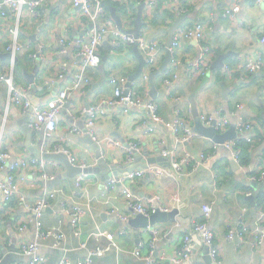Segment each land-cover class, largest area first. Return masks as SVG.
Wrapping results in <instances>:
<instances>
[{"label": "crops", "instance_id": "1", "mask_svg": "<svg viewBox=\"0 0 264 264\" xmlns=\"http://www.w3.org/2000/svg\"><path fill=\"white\" fill-rule=\"evenodd\" d=\"M101 1L105 8V17L101 18V23L107 20L115 22V13L123 22L125 30H134L136 19L141 13L144 23L141 35L148 41H156L161 45L155 68L148 70L144 66L142 75L134 80L138 83L134 86L139 96L144 101L157 103L165 121L181 119L193 132L196 114L212 115L221 111L227 115L231 124L220 134L229 132L240 115L257 122L259 131L251 141L248 152L244 151L248 144L243 149L244 158L249 161L247 164L240 162L239 165H234L232 152L217 137L208 138L198 133L190 142L180 143L177 140L178 134L173 129L163 124L155 126L146 108H132L127 112L123 106L112 104L115 97L111 78L126 76L130 79L145 57L136 46L122 51L115 48L111 39L107 38L98 49L100 65L95 69L87 67L88 76L92 79L91 85L87 84L80 90L73 91L66 108L59 114L56 132L49 140L51 153H62L55 151L60 146L69 152L67 155L70 160L74 158L75 166L85 170L82 175L86 190L85 202L91 204L81 219L83 234L75 236L68 218L59 212L64 203L74 201L72 197L77 189L76 181L81 176L68 177L65 166L54 161L58 164L57 168L48 167V170L55 174V179L45 181L39 168L28 165L18 171L17 181L30 204L33 205L47 191L63 192L62 195L59 193L57 200L43 213L41 221L44 228L60 227L66 234V240L63 247L57 249L53 246V240L40 237L31 220L33 214L22 204L6 200L0 191V264L4 261H7L6 264H30V257L19 253V247L30 242L40 244L38 254L46 258L45 264H60L64 258L69 259L72 264H144L133 255L144 238V229L130 227L124 234V223L116 214L108 212L115 209L128 213L131 218L136 216L126 207L121 195L127 188L141 197L158 196L157 205L167 208L168 212H179L174 222L155 225L162 233L156 244L159 254L166 252L170 256L176 247L181 246L191 225L204 219L203 206L212 204L210 225L214 229L220 264H264V242L254 246L252 235L241 245L231 244L226 240L229 227L240 223L253 227L259 212L264 210V207L257 205L259 195L264 192L258 191L259 183L251 180L256 171L264 167V124L261 121H264V68L253 75L246 72L227 74L223 71L225 65L243 64L248 57L264 58V43L261 41L264 6L257 5L255 0H189L188 14H178L171 19L162 18L157 24L149 25L148 19L160 8L170 11L167 6L173 4L174 0H154L156 4L153 5L144 0ZM238 1L241 3V11L234 22L225 16V10ZM40 11V18L31 17L26 8L23 12L20 40L26 49L18 56L14 67L7 46L11 40L9 30L16 25L17 17L10 11L5 18L0 17V75L10 74L14 68L16 84L31 86L30 100L34 107L44 106L61 90L73 84V73L83 62L77 55L74 42L86 37L89 28L87 18L72 4V0H46ZM195 23L206 27L201 36L204 43L214 51L210 68L201 77L190 73L188 68L196 62L199 48L195 40L182 42L176 50L181 63L176 70L178 77L169 86L166 80L168 77L173 78L170 62L163 68L168 57L169 40L180 29L192 27ZM176 24L177 29L174 31ZM62 40L65 42L62 43ZM40 46V59L33 58L32 55L39 54ZM63 68H66V76L60 79L59 73L64 71ZM30 75H35L34 84L29 82ZM8 95L7 84L0 82V113L7 116L5 128L0 133V151L10 154V165L23 158H38L33 153L35 151L45 153V136L44 133L35 134L29 130L28 110L15 105L7 107ZM89 106H102L105 112L95 129L96 140L70 132L73 127L86 129L83 110ZM150 126H154L153 131L149 130ZM238 138L248 139V134L237 131V136L226 139V142ZM132 141L139 144L136 159L140 165L160 155L159 150L163 148L176 150L178 159L189 153L199 161L206 154L208 160L191 162L181 170L173 165L169 168L153 163L151 166L164 171L163 176L146 173L126 179L129 175L123 169L130 162L127 150L123 147ZM216 144L219 145L217 148L214 147ZM135 155L133 154V161ZM118 166L121 168L119 171L115 169ZM111 173L117 179L122 178V182L115 184L113 190L107 187L111 178L107 177ZM7 174L6 170L0 168V182L6 180ZM255 192L257 193L252 202L249 198ZM100 231L114 234L119 249L102 257L91 256V251L96 247L110 243L106 237L97 235ZM83 243H86L87 249L82 247ZM200 260L201 245L197 242L194 256L183 264H198ZM164 264L171 263L167 260Z\"/></svg>", "mask_w": 264, "mask_h": 264}, {"label": "built area", "instance_id": "2", "mask_svg": "<svg viewBox=\"0 0 264 264\" xmlns=\"http://www.w3.org/2000/svg\"><path fill=\"white\" fill-rule=\"evenodd\" d=\"M146 2L156 4L154 0H144ZM46 0H0V17L5 18L7 12L14 13L17 17V23L15 26L10 28L9 33L11 40L7 46V52L11 54V62L14 67L17 63L18 56L25 52V47L20 40V21L23 16L25 8L33 18H40L43 4ZM188 2L189 0H174L173 4L167 6L171 12L176 15L188 14ZM259 6H264V0H255ZM72 4L82 11V14L87 18L89 28L86 37H81L75 40L74 46L77 51V55L82 59V64L79 65L77 70L74 71L73 84L61 90L51 100L47 101L44 106H33L31 102V86H19L14 81V68H12L10 74H1L0 82L6 83L9 89V95L7 99V107L11 105L22 106L25 110H28V128L35 134L44 133L45 142L43 150L47 153L50 152L49 140L52 139L53 134L56 132L58 125L59 114L64 108H66L69 99L72 96L73 91L80 90L87 84L91 85L92 79L88 76V69H95L101 63V57L98 54V49L104 44L107 38L111 39L112 45L121 49L122 51L128 50L133 46H136L141 50L145 57V66L148 70L155 68L158 63V52L161 45L156 41H148L143 35L135 37L133 34L123 32L118 28L114 21H105L101 23V18L105 17V8L101 0H72ZM187 6V8H186ZM8 10V11H7ZM241 11V3L239 1L225 10V16L234 22L237 20V15ZM205 26L200 23H195L192 27L180 29L177 35L174 37L171 46L168 47V51L171 54V75L173 78L168 77L166 83L169 86L174 84V80L177 79L178 75L176 70L181 65L176 50L179 49L182 42L195 40L199 54L196 62L192 63L188 70L190 73L196 76H204L211 65V58L214 55L212 47L204 43V38L201 36V32L205 30ZM261 41L264 43V28L261 31ZM62 43L65 40L61 41ZM42 55V46L39 47V54L32 55L33 58H39ZM65 67V65H64ZM264 68V58L248 57L243 64H232L225 65L223 71L227 74L232 72H246L248 74H256L262 71ZM63 72L59 73V78L64 79L66 76V68H63ZM148 79L147 75H144ZM114 86V101L112 104H118L125 108V111L132 108H146L151 115L152 122L156 125L163 124L167 128L173 129L178 135L177 140L180 143L190 142L198 133L191 131L187 128L181 119H176L173 122L165 121L159 112V106L153 101H144L137 92V88L133 81L131 87L129 84V78L126 76H114L110 80ZM132 85L134 86L132 88ZM9 108L6 109L8 112ZM6 112V113H7ZM105 114L102 106H89L83 110V115L86 118V129H79L73 127L70 132L77 134L81 137H90L94 140L97 139L95 129L99 123L100 118ZM7 116H3L0 113V133L3 132L7 123ZM199 119L206 127H213L219 133L225 131L231 124L230 118L221 111H217L214 114L199 116ZM235 130L239 133L248 134V141H252V137L257 127V122L247 120L244 115H240L236 119ZM154 126H150L149 130L153 131ZM116 146H119L118 142H115ZM218 144L214 146L217 148ZM232 152L233 160L240 163V149L237 148V139L227 141L222 144ZM1 146V142H0ZM120 147H123L120 145ZM128 153V162L132 160L134 152H139L140 147L137 142H130L126 147ZM56 152H64L68 154L66 150L60 146L55 148ZM160 155L170 160L171 166L173 165L176 169L181 170L184 165H188L191 162L198 161L203 162L208 160L206 154L201 156L200 161L196 160L194 156L187 153L183 158L178 159L176 156V150L163 148L160 150ZM10 154L5 151H0V168L8 172L6 180L0 182V191L6 198L11 202L22 204L28 211L33 215L31 217L32 222L35 224L38 235L44 239L53 240V246L57 249L63 247L66 240V234L60 227L53 226L44 228L41 218L43 213L51 206L52 202L56 201L59 193L62 195V191L50 190L45 195L41 196L32 205L29 203L28 198L23 194L18 181L17 173L21 168H25L28 165L39 168L42 171V177L45 181L54 180L55 174L48 170V167L57 168L58 164L54 161H46L41 158H31L30 160L23 158L20 161L13 162L9 165ZM71 162H74L72 158ZM171 166L169 168H171ZM146 173H152L157 176H163L164 171L159 168L151 166L146 170H139L132 173L128 178L135 176H143ZM84 176H81L76 181V190L73 202L64 203L60 209V214L66 216L74 229V235L80 237L83 232L81 229V219L85 213L86 208L90 207V202H85L86 190L83 186ZM251 180L264 185V167H260L256 173L251 177ZM122 182V178L117 179L114 176L110 178L108 189L113 190L114 185ZM122 197L125 200L126 207L132 211L133 216L142 214L145 216H151L158 210L162 212H168L169 210L163 206L156 204L158 196L155 197H141L131 188L124 189L122 191ZM84 200V202H80ZM110 214H116L121 221L124 223L122 233H127L129 227L127 223L131 219L128 213H121L118 210L108 211ZM213 212L212 204H205L203 206V220L201 222H195L188 229L182 239V245L176 247L172 254L168 256L166 252L156 251V244L160 238L161 230L155 225L149 226L144 229V238L139 243L138 247L133 251V255L139 260H142L144 264H164L165 261H169L171 264H183L185 261L190 260L195 253L196 243L200 242L202 260L198 264H220L219 262V250L215 244V233L214 229L210 225V218ZM264 210L259 212L256 224L250 227L244 223H240L237 226H231L228 228L226 240L228 243L241 245L245 243L247 237L252 235L254 237L253 245H261L264 242ZM99 237H106L110 243L105 246H98L95 250L91 251V256L102 257L112 250H118L119 246L115 242L114 234L110 232H98ZM179 244V243H177ZM84 249H87L86 243L82 244ZM40 244L37 242H30L22 244L19 247V253L30 257V264H45L46 258L38 254ZM60 264H72L67 258L61 260Z\"/></svg>", "mask_w": 264, "mask_h": 264}, {"label": "water", "instance_id": "3", "mask_svg": "<svg viewBox=\"0 0 264 264\" xmlns=\"http://www.w3.org/2000/svg\"><path fill=\"white\" fill-rule=\"evenodd\" d=\"M113 16H114L113 18H114V20H115V22H116V24L120 30H122L123 32H126V33L133 34L135 37L140 36L141 29L144 26V23L142 22L141 13L138 15V17L136 19V28L134 30H125L123 28V22L120 20V18L115 13H113ZM173 29H174V31L177 29V24ZM173 36H174V33H173ZM173 39H174V37H172L169 40L168 47L171 46ZM9 55L11 56V54H9ZM170 58H171V54H170V52H168L167 61L165 62L163 68L167 67V65L170 62ZM39 62H41V61H39ZM144 66H145V60L142 58L140 66H139L136 74L131 76L129 79L128 85L130 87H131L132 82L135 79H137L140 75H142ZM34 77H35V75L28 76L29 82L31 84H34V79H33ZM196 118H197V120H196L195 132L203 134L204 136H206L208 138H216L217 137L221 140L222 143H224V142H226V139L235 138L237 136V133H236L234 126H232L230 128L229 132L220 134L217 130H215V128L204 126L203 123L201 122V120L199 119V114H196ZM230 134H232L233 136L231 137ZM33 153L38 158L49 160V161H57V162H60L61 164H63L65 166L66 170H68V172L66 174L68 177L78 178L79 176H82L85 172L83 167L75 166L71 162V160L69 159V156L63 152L62 153H47V152L44 153L43 151L38 150V151H35ZM134 154H136L134 156L135 157L134 161L133 160H132V162L129 161L130 163H128V166H126V168L123 169L125 171L124 173H126V175H130V174L135 173L136 171H139V170L149 169L151 167V164H153V163L162 164V165H165L167 167L171 166L170 160L165 159L160 155H158L157 157L150 158V159H148L147 163L140 165V163L136 159V156L139 153L134 152ZM159 154H160V150H159ZM132 157H133V155H132ZM233 164L239 165V163L236 161H234ZM115 169L119 171V169H121V168L118 166ZM114 176H116V175H114ZM109 177H113V173H111L110 176L107 177V179ZM107 179L106 178L104 179L105 183H106ZM258 191L264 192V185L258 184ZM256 193L257 192H255L253 194V196L249 198L252 202L254 200ZM178 214H179L178 210H173L171 212H162V211L158 210L156 213H154L151 216H145L142 214H138L134 218H131L126 225L129 228L133 227L136 229H145L149 226H153V225L160 224V223H165L168 221L174 222L176 220V216ZM65 255L68 256L67 252H65ZM9 259L10 258H8V260ZM6 262L7 261L1 262V264H6Z\"/></svg>", "mask_w": 264, "mask_h": 264}, {"label": "trees", "instance_id": "4", "mask_svg": "<svg viewBox=\"0 0 264 264\" xmlns=\"http://www.w3.org/2000/svg\"><path fill=\"white\" fill-rule=\"evenodd\" d=\"M186 8H187V6H186ZM160 9L161 10H158L151 19H148V23L147 24H149V25L150 24L155 25L162 18L171 19V17H175L176 16V14L174 12H170V11L164 10L162 8H160ZM14 81H15V79H14ZM261 121L264 124V121L263 120H261ZM259 128H260V126H259V124H257V127L255 128V131H254V134H253V137H252V141L255 138L256 133L259 131ZM259 136H260V134L258 135V137ZM250 143L251 142H249L247 138H238L237 139V148L240 149V153H241L240 154V162L242 164H245V163L247 164V161H249V160H247V158H244L245 155H244L243 149H244V145H247L248 144V146L244 149V151L247 153L248 150H249L248 147H249ZM257 205L258 206H261V207H264V193H261L259 195L258 200H257Z\"/></svg>", "mask_w": 264, "mask_h": 264}]
</instances>
